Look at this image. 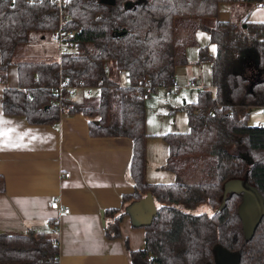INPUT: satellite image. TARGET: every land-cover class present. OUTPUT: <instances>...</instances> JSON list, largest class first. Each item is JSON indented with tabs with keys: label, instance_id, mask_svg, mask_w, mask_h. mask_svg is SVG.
<instances>
[{
	"label": "trees",
	"instance_id": "16d2710c",
	"mask_svg": "<svg viewBox=\"0 0 264 264\" xmlns=\"http://www.w3.org/2000/svg\"><path fill=\"white\" fill-rule=\"evenodd\" d=\"M222 3L263 6L264 0H114L113 5L67 0L63 27L74 31L76 40L60 56L58 66L57 61L42 58L16 59L18 47L29 43L31 34L36 41L49 40L57 29L56 1L0 0L3 115L22 117L31 126H55L60 113L81 114L91 137L126 138L131 143L127 175L133 193L122 196L121 204L150 194L156 213L149 226L141 227L144 248L129 253L130 264H216V246L235 253L234 264H264V216L246 233L238 213L245 188L255 191L264 205V126H248L244 110L264 107V80L238 67L247 46L257 55V69L264 66V24L246 18L217 21ZM197 30L214 47L210 53L199 46L192 62L209 65L211 90L198 89L195 100L183 106L186 133L161 136L167 147L164 168L180 181L148 184L144 104L149 98H142L143 89L151 86L150 96L163 90L175 81L178 66L191 64L187 49L194 44ZM12 66L17 73L14 89L6 85ZM111 70L114 76L126 74L129 85L118 86L109 78ZM59 73L73 87L97 88L96 105L65 97L59 110L51 90ZM203 204L211 209L210 215L188 212ZM104 214L111 219L105 237L117 239L125 213L110 209ZM56 223L49 221V226ZM42 229L0 233V264H58V237Z\"/></svg>",
	"mask_w": 264,
	"mask_h": 264
},
{
	"label": "crops",
	"instance_id": "0c3cea01",
	"mask_svg": "<svg viewBox=\"0 0 264 264\" xmlns=\"http://www.w3.org/2000/svg\"><path fill=\"white\" fill-rule=\"evenodd\" d=\"M243 18L264 24V5L218 6L217 21L239 22ZM35 57H51L56 62L59 55L55 48L54 55L43 52ZM257 61L253 47L247 46L238 67L264 80V66L258 70ZM120 76L116 75L117 81ZM117 84L120 86L119 81ZM6 85L17 88L14 66L7 70ZM76 91L87 97L91 90L75 88L66 97L79 104L73 97ZM1 97L0 86V233H23L42 229L45 222H57L58 264H130L129 253L144 248V229L125 212L130 203L121 204L122 196L133 193L127 175L130 141L91 137L88 121L81 114L62 113L55 126L28 125L22 117L3 115ZM251 109L255 108L244 109L247 116ZM53 200L67 208L68 214L51 210ZM110 209L125 213L118 224L119 237L114 240L104 234L105 225L111 221L104 211Z\"/></svg>",
	"mask_w": 264,
	"mask_h": 264
},
{
	"label": "rangeland",
	"instance_id": "374dc122",
	"mask_svg": "<svg viewBox=\"0 0 264 264\" xmlns=\"http://www.w3.org/2000/svg\"><path fill=\"white\" fill-rule=\"evenodd\" d=\"M220 13V17L222 18L221 15L223 11ZM35 38L36 36L31 34L32 40L29 43L18 47L16 53V59L18 61L35 60L37 59L35 56L40 55L43 52L50 53L52 55L55 54V48L49 42L48 38L43 41H36ZM194 38V44L187 49V58L191 64L187 66H178L175 70L174 80L178 84V89L175 94L168 97L164 95L163 90H158L152 94L148 100H145L144 131L147 138L145 140L144 175L148 184H172L180 181V178L176 177L172 172L170 173L164 168L167 158V147L161 136L167 133H186L188 131L187 118L186 112L181 110L183 107L182 102L184 101L185 105L192 103L197 96L198 89L203 88L211 90L209 65L205 63L193 64L192 62H194L193 60L196 58V50L199 46H206L210 53H213L214 47L208 42L206 34L200 30H197L194 33ZM44 60L50 61L51 57ZM114 74L115 72L113 70L109 72V78L111 80L114 78L116 82L119 81V85L122 87H127L129 85L126 74H121L122 77L120 76L118 81L116 80V76H114ZM189 82L194 84V88L189 89L186 87ZM89 90L91 91H89V96L87 97L82 92L76 91L73 96L74 99L76 97L75 101L81 105H96L99 91L98 89L93 88ZM84 101L92 102L87 103ZM60 105V103L57 105L59 110L62 109V105ZM247 112L249 114L246 118L248 126H264V114L261 109L258 110L255 108L248 110ZM61 114L62 113L58 115L60 116ZM115 116L116 113H113L111 115V119L113 120ZM225 189L229 190V187L225 186ZM233 190L239 189L235 188ZM245 190L251 189L245 188ZM245 190L242 189L243 193L249 192ZM153 204L156 208V204ZM188 212L192 215L201 213L210 215L212 213L211 209L206 204L200 205L190 211L188 210ZM214 254L216 264H234L236 260L235 253L226 252L219 246H216Z\"/></svg>",
	"mask_w": 264,
	"mask_h": 264
},
{
	"label": "built area",
	"instance_id": "2783aa9c",
	"mask_svg": "<svg viewBox=\"0 0 264 264\" xmlns=\"http://www.w3.org/2000/svg\"><path fill=\"white\" fill-rule=\"evenodd\" d=\"M55 1L58 6V25H57V29L51 34L49 41L58 50L59 57H58L57 63L59 66L60 56L63 53H65L66 50L72 49V45H73L72 40L74 39L75 33L74 31L70 29L65 30L63 27L62 9L66 5L67 0H55ZM261 32L264 35V28L262 29ZM186 87H188L189 89L194 88V84L192 82H189ZM75 88H81V87H73L71 85H68L62 80L60 73H59V76L57 79V85L53 87L51 90L53 94L56 96L57 103H60L62 99H64L67 96H70L73 93V90ZM176 89H178V84L175 81H172L170 85L163 88V93L164 95L168 96V95H171ZM153 91L154 90L151 86L144 87L142 98L148 99L150 94ZM262 112L264 113V107L262 108ZM196 113L197 111L194 112V114ZM210 114H211V111L208 110L207 115H210ZM64 176L67 177L68 175L65 174ZM49 208L53 211L61 212L62 214H68L69 212V210L67 208L62 207L60 203L57 202V200H53V202L49 204ZM50 226H49V222H46L44 225V227L50 229L49 233H51L53 236H58V233H59L58 223L54 225H50Z\"/></svg>",
	"mask_w": 264,
	"mask_h": 264
},
{
	"label": "water",
	"instance_id": "95a60500",
	"mask_svg": "<svg viewBox=\"0 0 264 264\" xmlns=\"http://www.w3.org/2000/svg\"><path fill=\"white\" fill-rule=\"evenodd\" d=\"M102 3L106 5H113L114 0H101ZM131 3H127V5L130 6ZM120 34V33H119ZM76 40V37H74ZM245 190V189H244ZM249 191L248 193H244L242 203L238 207V213L240 214L242 221H243V227L245 232H250L252 228H254V224L256 220H258L261 216H264V205L261 201V199L257 196L255 191L252 190H245ZM254 196L257 199V202L254 203V208H256V213L253 215L252 220L248 221L243 218L242 212L245 210V207L250 204L251 197ZM153 199L150 194H146L142 199H140L138 202L130 203V205L126 208V213L128 214L130 220L139 227H146L149 226L151 223L152 218L155 216L156 209L153 204ZM252 207V206H251ZM145 210H142V209ZM100 219H101V225L104 226L103 222V211L99 212ZM237 260V257H236ZM235 260V262H236Z\"/></svg>",
	"mask_w": 264,
	"mask_h": 264
},
{
	"label": "flooded vegetation",
	"instance_id": "af4514ba",
	"mask_svg": "<svg viewBox=\"0 0 264 264\" xmlns=\"http://www.w3.org/2000/svg\"><path fill=\"white\" fill-rule=\"evenodd\" d=\"M257 202V199L252 196L251 200H250V204L248 206L245 207V210L243 211V218L246 220V218L248 219V221L252 220L253 215L256 213V208H254V203ZM252 206V207H251Z\"/></svg>",
	"mask_w": 264,
	"mask_h": 264
}]
</instances>
